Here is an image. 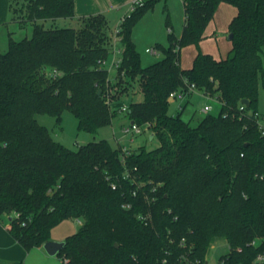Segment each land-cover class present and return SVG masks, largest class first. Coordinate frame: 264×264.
<instances>
[{
	"label": "trees",
	"instance_id": "obj_1",
	"mask_svg": "<svg viewBox=\"0 0 264 264\" xmlns=\"http://www.w3.org/2000/svg\"><path fill=\"white\" fill-rule=\"evenodd\" d=\"M156 1L145 0L122 23L123 60L111 79L98 64L113 45L104 14L75 19L74 0H10L33 34L16 41L10 32L0 51V221L10 215L7 230L27 252L42 248L63 221H81L57 255L63 264H208L220 240L229 248L220 264H264V134L254 116L264 0H183L182 35L170 32L169 46H157L164 57L142 67L132 30ZM222 3L237 8L228 56L198 50L183 69L181 49L199 48ZM59 19L78 27L45 28ZM191 84L221 103L196 126L168 112L172 94L192 95ZM136 87L143 100L126 115L149 124L153 139L128 154L108 140L71 150L36 119L48 114L61 123L68 111L80 131L96 134ZM148 213V223L139 219Z\"/></svg>",
	"mask_w": 264,
	"mask_h": 264
},
{
	"label": "rangeland",
	"instance_id": "obj_2",
	"mask_svg": "<svg viewBox=\"0 0 264 264\" xmlns=\"http://www.w3.org/2000/svg\"><path fill=\"white\" fill-rule=\"evenodd\" d=\"M7 13L8 18L6 23L0 27V51L5 53L9 48V34L13 33V39L16 41L23 40L24 38H30L33 34V26L28 23L25 26H21L18 23V19L14 14V11L10 8V0H7ZM25 0H20V4ZM230 5V4H229ZM233 6V5H230ZM234 7V6H233ZM118 24V23H117ZM45 28H72L78 27L76 22H71L69 19H59L55 22H44ZM113 24H110V30L113 28ZM184 27V6L182 0H157L154 3L152 9L148 10L136 23L132 30V40L135 44L136 50L140 56V64L142 67L151 65L164 57L163 52L159 55H150L146 53L148 48H157L161 46L167 48L170 44L169 33L179 38ZM229 28V27H228ZM171 30V31H170ZM222 42H219V48L223 50V47L230 45L229 33L222 29L219 32ZM214 38H208L199 48L196 45H188L181 49L182 65H187L192 62L194 54L198 50L203 48H214ZM226 52V49H224ZM221 54V53H219ZM263 72H264V59H263ZM116 76L115 72L111 73V79ZM204 96L195 91L190 98L177 97L170 103L168 112L172 116H176L180 110V106H185L182 111V117L185 120L189 118L193 113L194 119L191 123L193 126L197 124V121L206 114L202 111L206 102ZM143 95L138 93L137 87L135 88V94L123 96L122 102L125 105H129L133 101H142ZM213 110L210 114L217 115L220 110L218 103L210 102ZM256 108L260 113V123L264 126V76L259 78L258 98ZM38 123L45 126L50 131L53 139L71 150H77L81 145L89 142L108 140L114 147H122L127 150L137 151L141 146L147 143V135L144 133L141 135H124L122 130L124 127L130 125V120L126 113H122L119 109L116 111L112 123L109 126L99 129L96 134H90L78 129V120L70 112L63 113L61 123H57L56 118L48 114L36 115ZM150 137H148L149 139ZM150 146V145H149ZM10 215L3 216V221L8 222ZM78 228L76 220H65L51 232V238L53 240L61 241V238L72 235ZM218 247L217 249H213ZM24 249V248H23ZM228 245L226 241L220 240L215 242L208 254V264H220V258L228 252ZM5 264H63V261L59 256H50L43 248H33L30 251L25 250L24 257L15 261L14 259H7Z\"/></svg>",
	"mask_w": 264,
	"mask_h": 264
},
{
	"label": "crops",
	"instance_id": "obj_3",
	"mask_svg": "<svg viewBox=\"0 0 264 264\" xmlns=\"http://www.w3.org/2000/svg\"><path fill=\"white\" fill-rule=\"evenodd\" d=\"M74 1H75V19L88 17V16H92V15H97V14H104L105 17L107 18L108 22H109V26H110V24L115 25V26H113V28H111L112 31H114V29L117 27V25L119 24L121 19L128 13L129 8H130V3H131V0H74ZM7 2H8L7 0H0V27L6 23L5 21L8 18L7 7H6ZM183 6H184V4H183ZM236 14H237V8L230 6L229 4H226V3H222L219 5V7H218V9L214 15L213 20L209 23V25L205 31L206 37L201 42V44H202L208 38H211V39L214 38L213 42H215V45H214V48H212V49L203 48V50H202L203 53L211 54L217 60L225 59L228 56V54L232 48L231 40H230V45L223 47V50H222L221 47L219 48V42H222L221 41L222 38L220 37L219 32H220V30L222 31V29H224L225 31L228 32L229 24L232 21V19L236 16ZM184 23H185V15H184ZM181 35H182V32H181L180 36ZM224 49H226V52H224V54H223ZM197 53H198V51L196 52V54H194L192 62H190L186 66L182 65V60L180 59V63H181V66L183 69H190L192 67ZM219 53H221V54H219ZM201 94L204 96V98H206L205 99L206 102L204 104V107L206 105H211L210 102L217 103L215 101L216 98L205 96L203 93H201ZM190 97H191V95L186 97V98H190ZM173 101L174 100H170V103ZM219 106H220V104H219ZM184 109H185V106L182 108L181 113H182V111H184ZM194 115H195V113H193L191 115V117L189 118L190 120H188V122H191V123L193 122ZM204 117L205 116L200 118L197 121V124ZM183 120H185V119L183 118ZM185 121H187V120H185ZM196 125H194V126H196ZM151 135L152 134L147 135V139H146L147 141H151L153 139V138L148 139V137H151ZM129 151H131V150H129ZM10 218L11 217H9L8 220H10ZM76 221L78 223V228L74 233H76L78 231V229L81 225L78 222L79 220H76ZM67 237L61 238L62 239L61 241H64ZM51 240H53V239L51 238ZM54 241H59V240H54ZM217 248L218 247L214 246L213 249H217ZM24 254H25V250L23 249V247H21V245L15 239H13L11 237V235L9 234V232L7 230V222H4L3 220L0 221V264H5L7 259H10V260L14 259L15 261L18 262V260H20L24 257Z\"/></svg>",
	"mask_w": 264,
	"mask_h": 264
},
{
	"label": "built area",
	"instance_id": "obj_4",
	"mask_svg": "<svg viewBox=\"0 0 264 264\" xmlns=\"http://www.w3.org/2000/svg\"><path fill=\"white\" fill-rule=\"evenodd\" d=\"M144 3H145V0H131L128 13L121 19V21L119 22V24L117 25V27L113 31V45H112V48L110 51V57L107 59H102L98 62L99 67L106 69L108 71V73L110 74V77H111L112 72H115L116 75L118 74V70H119L121 63H122V60H123L124 47L122 44V36L120 35L121 30H122L121 29L122 23L124 22L126 17H129L131 15V13L134 12L137 8L142 7L144 5ZM146 53L156 56V55H159L160 51L157 48H148V49H146ZM59 75H61V73L57 70H52V72L50 73V76L57 77ZM123 75H124V72L121 73V76H123ZM188 89L190 92L197 91L195 85H193V84L189 85ZM204 95L211 97V96L206 95V94H204ZM177 97L185 98V95H184V93L179 92V91L174 92L172 94L170 100H175ZM215 101L221 105V103L218 99H215ZM182 108L183 107L180 106V110H182ZM244 109H245L244 106L240 107L241 111H244ZM212 110H213L212 105H206L202 111L206 114H210V112ZM119 111L122 113H127L128 112V105L123 104L120 107ZM254 116H255L256 120L258 121V125H259L262 133L264 134V126H262L260 123V116H261L260 113L256 112L254 114ZM122 133L124 135H132V136L141 135L143 133L145 135H149L150 134V125L147 124L145 126H140L139 124H136L135 122H133V124H132V122H130V125L128 127L123 128ZM122 150L124 153H127V154L129 153V150H127V149L122 148ZM134 195H136V192H134ZM123 207L130 208L131 206L129 204H125ZM149 218H151L149 213L147 215H140L139 216V219L144 221L145 223H148ZM78 222L81 224V221H78ZM183 242H184V240H183ZM252 245H256V242L253 241ZM257 261L262 262L263 256L259 255L257 258Z\"/></svg>",
	"mask_w": 264,
	"mask_h": 264
},
{
	"label": "water",
	"instance_id": "obj_5",
	"mask_svg": "<svg viewBox=\"0 0 264 264\" xmlns=\"http://www.w3.org/2000/svg\"><path fill=\"white\" fill-rule=\"evenodd\" d=\"M229 40H232L233 39V35L232 34H229ZM101 92H99L100 94ZM243 104L245 105H248L249 104V101L248 100H243L242 101ZM132 124H133V121H132ZM153 138V135H151L150 139ZM11 219V218H10ZM65 241H54V240H50L48 242H46L44 245H43V249L46 251V253L50 256H56L58 255L62 250L63 248L65 247Z\"/></svg>",
	"mask_w": 264,
	"mask_h": 264
}]
</instances>
